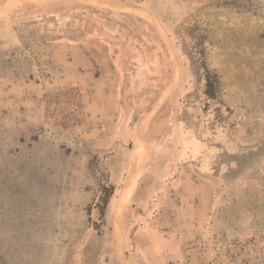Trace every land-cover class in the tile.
I'll return each instance as SVG.
<instances>
[{
	"label": "rangeland",
	"instance_id": "obj_1",
	"mask_svg": "<svg viewBox=\"0 0 264 264\" xmlns=\"http://www.w3.org/2000/svg\"><path fill=\"white\" fill-rule=\"evenodd\" d=\"M187 144L213 229L159 258L139 225L147 165ZM165 259L264 264V0H0V264Z\"/></svg>",
	"mask_w": 264,
	"mask_h": 264
},
{
	"label": "crops",
	"instance_id": "obj_2",
	"mask_svg": "<svg viewBox=\"0 0 264 264\" xmlns=\"http://www.w3.org/2000/svg\"><path fill=\"white\" fill-rule=\"evenodd\" d=\"M198 153L192 144L160 146L148 161L150 183L139 209V225L144 230L141 234L163 249L159 258H181L193 234L213 229V183L185 170ZM167 263L165 259L163 264Z\"/></svg>",
	"mask_w": 264,
	"mask_h": 264
},
{
	"label": "trees",
	"instance_id": "obj_3",
	"mask_svg": "<svg viewBox=\"0 0 264 264\" xmlns=\"http://www.w3.org/2000/svg\"><path fill=\"white\" fill-rule=\"evenodd\" d=\"M199 1H203L206 3L214 2V3H220V4H235L237 0H199ZM185 34L188 38H191L192 40L196 41L197 46L193 48L191 53L194 58L200 60V64H201L200 66L203 70L204 81H205L204 82V93L209 99L215 100L218 96L217 95V85L219 83V80H218V75L216 73L210 72L205 66L204 48L201 46V44L204 41L203 32L199 28L197 23L190 21L188 26L185 29ZM112 193H113V188L111 189L105 188L104 194L101 195V198L97 202L98 204H96V206L99 207L101 216L104 215L105 207Z\"/></svg>",
	"mask_w": 264,
	"mask_h": 264
}]
</instances>
